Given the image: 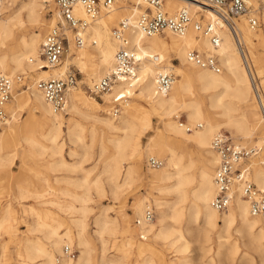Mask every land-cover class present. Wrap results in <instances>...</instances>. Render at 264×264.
<instances>
[{
	"label": "bare ground",
	"instance_id": "1",
	"mask_svg": "<svg viewBox=\"0 0 264 264\" xmlns=\"http://www.w3.org/2000/svg\"><path fill=\"white\" fill-rule=\"evenodd\" d=\"M52 1L54 0H0V12L4 9L18 8L16 12L9 16L1 17L2 13H0V73L13 76L18 71L23 73L38 71L37 76L42 77L40 79H45L66 75L71 67L69 65L74 63L84 73L87 82L92 85V83L103 78L104 74H108L116 64V52L120 42L111 31L112 20L122 12L121 9L126 7L128 2L137 3V7H133L127 13L123 11L122 13L125 16L121 18V21L123 19H135L143 11L138 7L145 6L142 0H117L111 9L102 10L105 14H99L94 19L89 18L81 6L77 7L75 14L78 17L87 19L89 25L82 34L83 44H73L74 35L69 31L70 44L64 62L62 61V64L57 67L46 69L41 65L43 62L40 57L44 38L41 31H37L35 28L44 25L41 9H45ZM249 1L253 4L251 0ZM165 2L169 14H174L184 8L197 20H201V16H204L203 23L217 20L215 11L204 0H164ZM256 13L258 16V12ZM240 17L241 20L238 24H236L234 19L237 35L226 24H220L217 27L218 34L221 37L218 46L213 45L208 37L203 36L192 27L184 35L166 31L163 34L147 36L137 29H130L127 32L129 47L135 49L139 59L137 76L131 80H119L113 85L111 90L104 92L103 99L106 103L110 104L114 101L124 103L125 110L122 113L123 120L121 124L113 123L110 118H103L101 121L109 129L124 133L119 137H111L109 140L113 153L109 157L110 164L106 165V168L108 167L109 169V180L111 185H113L111 189L115 198L119 197L123 186L141 183L144 180L142 138L152 128L153 115L158 116L163 122L162 129L157 130L156 134L149 139L146 150L150 159L161 157L166 160L165 166H163V161V167L151 169L147 176L153 183L151 195L159 213L156 224L146 223L152 220H147L146 218V209L151 207L146 204L145 197L136 198L132 205L135 214L141 218L144 216L141 221H138V224H143L144 232H152L156 237L171 240L175 232L168 221L177 222L179 219L182 220L183 212L188 210L196 219H201L202 227L206 233L215 230L218 231V235L221 232L228 233L230 227L238 222L243 236H246L249 240V245L264 253V220L251 214L249 203L242 197L240 187L235 192L233 202L228 210L219 212L211 205V200L216 193V185L214 183L216 169L214 170L213 166L219 163L218 155L212 145L213 139L217 134L213 139L212 136L223 127H228L240 135L239 139H252L258 125L251 121V117L248 114L235 113L239 110V104L246 102L250 89H252L253 97L264 115V91L259 81V78L264 76L262 75L264 72L256 68V61L254 60L256 54L253 50L254 41L259 39V35L257 34L256 38H254L248 25L247 16L242 15ZM54 22L52 18L50 23L54 24ZM28 26L34 28V30L29 35L23 34L21 40L15 44L17 33L25 31ZM86 33L90 34L92 44L87 43L88 37ZM237 36L243 45L245 54L241 50ZM74 45L75 50L71 51L70 49ZM192 49H197L206 55L212 54L216 56L224 71L216 72L190 63L188 61V52ZM245 55L251 65V71L245 64ZM28 60L34 63H30ZM174 60H178L179 64H175ZM171 71L175 74L171 89L166 94L157 93L158 74ZM35 85L37 89L34 92V97L31 98V118L25 120L23 127H31L39 133L36 134L33 130L25 137V141L30 148V152L37 156L40 155L36 152L37 147L51 150L50 157L61 155L65 119L61 114L65 113L69 107L79 111L81 106H87L92 101L99 106L101 104L95 100L89 103V99L81 95L82 90L72 87L67 95L66 110L57 112L46 100L43 92L37 87V82ZM257 88H260L261 91L260 98L256 95ZM137 91L139 92L138 94ZM15 93L16 88L13 91L16 104L13 103L12 105L9 102L6 107V111H9L13 119L16 118L19 111H23L24 107L31 105L28 100L30 98L26 94ZM135 94L139 95L144 102H147L148 108L143 106V104L139 105L140 103L129 102L128 98ZM206 106L215 111L216 114L223 116L225 120L220 123H214L207 116ZM35 112H41V116L32 122L31 119L36 115ZM181 113L187 115L186 120L190 125L199 124V128H193V131L190 132L191 128L188 131V126L178 120ZM262 117L264 121V116ZM69 121L70 124L68 123L69 126L67 127L68 135L71 137L75 135V130L80 126V121L72 124V120L70 119ZM6 123H8L7 128L0 132V150L11 133L12 126L8 117L4 122V126ZM4 126L2 125L0 129ZM168 137H171L177 144L194 142L201 148L208 149V153L212 156L208 159V162L203 163L198 168L197 178L189 172L193 167L192 163L183 161V156L177 152L173 143H169ZM238 143L243 145L241 142ZM105 146L108 147V145ZM255 146L260 148L261 151L250 161L252 168L250 179L254 180L259 189H264V152H262L264 150V141L260 139L255 143ZM12 162L13 158L6 162L0 158V168L10 166ZM148 164L150 165L149 160ZM119 179L122 183H118ZM195 181L196 186L191 187ZM123 191L125 192V190ZM170 193L176 194L175 201L171 203L166 197ZM83 200L86 201V198ZM124 208L125 206L122 205L121 211H124ZM84 211L86 210L84 209ZM171 211L172 214L170 215L169 212ZM5 212V216H10L12 213L10 209ZM53 213L48 211L42 216L39 214L37 221L38 228L46 232L45 236L49 240L48 247L41 245V243L38 245L36 243L35 245L32 244L34 247L33 249H28L30 250L28 251V257L32 260L34 259L32 256L36 254L42 258L41 264H58L56 252L62 253V247L70 246L76 239L82 247L79 259L73 262L72 258L66 254L61 264H90L92 249L84 236L86 230L85 218L74 220L77 232L68 225L61 231L62 220L60 221L58 216ZM220 213H223V216H220ZM112 216L105 214L103 218L96 221L101 235L108 233L116 237L121 232V223L116 217ZM53 221H57L58 226L53 225ZM191 227L188 223L185 230L190 233ZM177 228L181 227L177 226ZM177 231V237L171 242L173 245H176L177 242H182V244L176 245V251L182 253L181 259H187L189 242L182 229ZM123 232L128 235L130 243L134 244V238L130 230L127 229ZM218 237L225 236L219 235ZM207 238L210 239L211 237L209 238L207 235ZM219 246L222 247L223 243L220 242ZM147 247L148 245L146 246L144 242L137 245L140 252L147 250ZM31 250L34 252L32 253ZM220 254L222 256V253ZM262 262L264 264V259ZM141 264H144V262Z\"/></svg>",
	"mask_w": 264,
	"mask_h": 264
},
{
	"label": "rangeland",
	"instance_id": "2",
	"mask_svg": "<svg viewBox=\"0 0 264 264\" xmlns=\"http://www.w3.org/2000/svg\"><path fill=\"white\" fill-rule=\"evenodd\" d=\"M251 1L258 12L260 20V26L257 29H251L254 38H256L255 36L257 34L259 35V39L254 41L255 45L253 50L256 54L254 60L256 61V68L264 72V0ZM136 4L128 2L127 6L121 10L127 13L131 11L133 7H137ZM138 8L144 10L145 6H139ZM17 9L18 8L11 10L4 9L0 12L2 13L1 17L9 16L16 12ZM41 11L44 25L36 27L35 30L41 31L42 37L44 38L49 29L55 25L59 11L54 1L50 2L45 9L42 8ZM166 11L168 10L166 9ZM121 13L116 15L112 20V32L121 21V18L125 16ZM100 14H105V12H101ZM52 18L55 21L54 24L50 23ZM240 18L241 17L235 19L236 24L240 22ZM203 19L204 16H201V20ZM33 30L34 28L28 26L25 31L18 32L15 38V44L21 40L23 34L29 35ZM86 35L89 40H87V43L92 44L90 34L86 33ZM72 43L74 44L75 40ZM70 50H75V45ZM65 58L66 56L63 62ZM28 62L34 63L31 62V60H28ZM174 63L179 64V61L174 60ZM69 66H71L70 69H73L76 73L77 85L75 88L82 90L81 95L88 98L89 103L95 100L99 102L101 106L92 101V103L87 106H81L80 110L82 113L80 110L77 111L69 107L65 113L61 114L65 118L62 134L63 145L61 155H55L54 157H50L52 153L51 150H45L41 147H37L36 151L40 154L39 156L32 154L25 141V137L33 132L34 129L31 127L24 128L23 125L25 120L31 118V98L34 97V92L37 89L35 85L37 80L42 77L37 76L38 71L33 73L18 71L12 76H24L23 82L15 85V94H26L28 98H30L28 100L31 105L24 107L23 111H19L15 119H13L9 111H7L8 120L12 128L10 130V137L2 145L0 158L4 162L13 158V162L10 166L2 169L0 168V264H41L42 258L36 254L32 256V258H34L32 260L28 257V251H30L28 249H33L34 246L32 244L35 245V243L36 245L41 243V245L48 247L49 240L45 236L46 232L45 230L41 231L37 225L39 214L42 216V214L48 211L54 212L53 214L58 216L60 221L62 220V226L60 227L61 231L68 225L77 232L74 226V220L82 217L85 218L86 230L84 236L92 249L90 264H141L142 262H144V264H263L262 260L264 259V253L249 245V240L246 236H243L238 222L230 227L228 233H219L220 236H225L220 238L216 230L206 233L205 229L202 227L201 219H196L188 210L183 212L182 220L179 219L177 222H173L172 220L168 221L173 226L175 232L171 240L177 237L178 229L184 231V235L189 242L187 259H181L183 256L182 253L176 251V245L182 244L181 241L173 245L170 239L165 240L156 237L152 232H144L143 224H138V221H141L144 216L141 218L135 214L132 205L136 198L145 197L146 204L148 207H151L150 209L153 208L155 213L154 219L146 223L156 224L159 213L154 204V198L151 195L153 183L147 176L151 169L157 167L148 164L150 156H148L146 150L149 139L156 134L157 130L162 129L163 122L158 116L153 115L152 128L142 138V149L144 151L142 169L145 175L144 180L141 183L123 186L119 197L115 198L111 189L113 185H111L109 180V169L108 167L106 168V165L108 166L110 164L109 157L113 153L109 140L111 137H119L124 133L122 131L109 129L103 124L101 119L110 118L113 123L121 124L125 105L121 103V101H114L110 104L106 103L103 99L104 93L96 95L91 92L90 88L95 82L90 85L85 79L84 73L80 71L76 64L71 63ZM222 70L224 71V68ZM105 75L107 74H104V76ZM262 75H264V73H262ZM263 80L264 76L259 78L264 91ZM138 93L137 91V94ZM137 94L128 98L129 102L140 103L139 105L143 104V106L148 108L147 102H144ZM10 103L12 105L13 103L16 104L15 96ZM238 107L239 110L235 112L236 114H248L249 117H251V121L258 125L252 139H239L240 135L228 127H223L219 132L214 133L212 139L216 134L225 132L246 147H254L255 143L260 139L264 141V121L262 117L264 115L253 97L252 89H250L246 102H241ZM206 113L208 118L214 123H220L225 120L223 116L216 114V112L212 111L208 106H206ZM35 114V116L33 115L35 118L33 117L31 119L32 122L41 116V112H35ZM70 119L72 120L71 124L80 121V126L76 128L75 135L71 137L68 135L67 127L70 124ZM186 119L187 115L181 113L178 120L181 123L183 122L186 126H189L190 124ZM7 126L8 123L0 129V132L4 131ZM190 127L192 128L190 132H192L193 128H199V124L194 126L190 125ZM34 133L37 134L39 132L34 130ZM167 139L169 143L174 144L177 152L183 156V161L185 163H192L193 167L189 172L197 178L198 168L203 163L208 162V159L212 156L208 153V149L201 148L194 142L177 144L171 137ZM105 145H108V147ZM262 152H264V150ZM158 159L164 161L163 166L166 165V160L164 158L159 157ZM217 164L213 166L214 170ZM119 181L121 180L119 179ZM119 181L118 183H122V181ZM195 186L196 181L191 187ZM123 190H125V192ZM166 197L171 203L175 201L176 194L170 193V195ZM84 198H86V201L83 200ZM122 205L125 206L124 211H121ZM7 209H10L12 212L10 216L4 215ZM84 209L86 211H84ZM147 210L148 209H146V211ZM169 213L171 215L172 211ZM105 214L109 216L113 215L112 217H116L121 223V232L116 237L108 233L101 235L98 231L99 229L96 221L103 218ZM220 214V216H223V213ZM52 223L58 226L57 221H53ZM188 223L192 226L190 233L185 230ZM177 226L181 228H177ZM127 229L130 230L134 238V244L130 243L131 241H129L128 235L123 232ZM206 234L211 238L208 239ZM142 242H144L146 246L148 245V247L147 250L140 252L137 245ZM220 242L223 243L222 247L219 246ZM73 243L70 244V246H74L77 249L76 258H72V261L75 262L81 255L82 247L78 244L76 239ZM64 250L65 246L62 247V253L56 252L55 254L58 264L62 263L63 257L66 255ZM31 251L32 253L34 252L33 250ZM220 253H222V256Z\"/></svg>",
	"mask_w": 264,
	"mask_h": 264
},
{
	"label": "built area",
	"instance_id": "3",
	"mask_svg": "<svg viewBox=\"0 0 264 264\" xmlns=\"http://www.w3.org/2000/svg\"><path fill=\"white\" fill-rule=\"evenodd\" d=\"M117 0H54L58 17L55 25L50 28L44 37L41 45L40 57L44 68H54L62 64L69 49L68 32L74 35L75 43L83 44V31L88 26V20L78 17L75 14L77 7H82L89 18H96L104 9H111ZM145 9L133 20L123 19L113 29L115 38L120 42L116 52V64L114 68L90 88L91 92L98 95L112 89L119 80H131L137 76L139 59L135 49L129 47L127 32L134 28L141 33L152 36L171 31L184 35L191 27L208 37L213 45L218 46L221 37L217 27L220 24L228 25L235 31L234 19L245 15L251 29L260 26L257 10L249 0H204L212 8L217 16L216 21L205 22L197 20L187 9H180L174 14H169L164 8V0H142ZM235 34L237 35L236 31ZM238 38V36H237ZM242 52L245 54L243 45L238 38ZM246 66L251 71L246 55L244 57ZM188 61L199 67L208 68L221 72L222 67L218 58L212 54L206 55L197 49L188 52ZM24 76L0 73V127L6 121L8 113L6 107L13 97L16 83H22ZM175 80V74L171 72L160 73L157 76L156 91L159 94H166L171 89ZM257 86L258 83L256 82ZM77 85L76 73L70 69L66 75L53 76L37 81V87L43 92L46 100L57 112L66 110L67 95L72 87ZM260 88L256 89V95L260 98ZM183 123V122H182ZM190 131L191 127H187ZM213 149L218 155L219 163L214 175L216 193L211 200V205L219 212L228 210L233 202L235 192L239 187L242 197L246 199L253 216L261 217L264 220V189L250 179L251 159L258 155L260 148L246 147L236 142L229 134L221 132L215 136L212 142ZM150 165L160 167L163 161L151 158ZM154 209H148L147 220H153ZM65 253L71 258H76L77 249L74 246H65Z\"/></svg>",
	"mask_w": 264,
	"mask_h": 264
}]
</instances>
